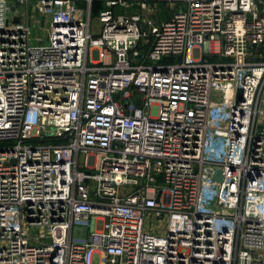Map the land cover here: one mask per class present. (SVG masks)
<instances>
[{
    "label": "built area",
    "instance_id": "2783aa9c",
    "mask_svg": "<svg viewBox=\"0 0 264 264\" xmlns=\"http://www.w3.org/2000/svg\"><path fill=\"white\" fill-rule=\"evenodd\" d=\"M0 264H264V0H0Z\"/></svg>",
    "mask_w": 264,
    "mask_h": 264
},
{
    "label": "rangeland",
    "instance_id": "374dc122",
    "mask_svg": "<svg viewBox=\"0 0 264 264\" xmlns=\"http://www.w3.org/2000/svg\"><path fill=\"white\" fill-rule=\"evenodd\" d=\"M99 9H100V6L98 4H96L95 7H94V10L92 12V17H93L92 24H93V29L94 30H97V28H98V23H97L96 15H97ZM160 9H165L164 11H161V12H163L161 14V16L168 17L171 14L170 10L166 9L162 5L160 6Z\"/></svg>",
    "mask_w": 264,
    "mask_h": 264
},
{
    "label": "water",
    "instance_id": "95a60500",
    "mask_svg": "<svg viewBox=\"0 0 264 264\" xmlns=\"http://www.w3.org/2000/svg\"><path fill=\"white\" fill-rule=\"evenodd\" d=\"M252 47H254V45ZM240 95H241L240 91H238V97H240ZM86 173H88V172L86 171Z\"/></svg>",
    "mask_w": 264,
    "mask_h": 264
}]
</instances>
